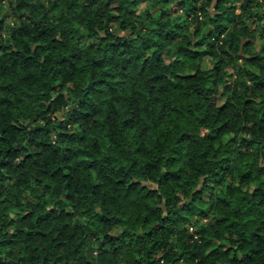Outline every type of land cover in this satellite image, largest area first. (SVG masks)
Returning <instances> with one entry per match:
<instances>
[{
	"label": "trees",
	"instance_id": "16d2710c",
	"mask_svg": "<svg viewBox=\"0 0 264 264\" xmlns=\"http://www.w3.org/2000/svg\"><path fill=\"white\" fill-rule=\"evenodd\" d=\"M7 3L0 264H264V0Z\"/></svg>",
	"mask_w": 264,
	"mask_h": 264
},
{
	"label": "rangeland",
	"instance_id": "374dc122",
	"mask_svg": "<svg viewBox=\"0 0 264 264\" xmlns=\"http://www.w3.org/2000/svg\"><path fill=\"white\" fill-rule=\"evenodd\" d=\"M2 2H3V3L0 5V18H1V17H4L6 23H7V22H11V21H13V18H12V17H11L12 19L9 18L10 13H9V15H8V13H7V16H5V15H6V10L9 11V10L7 9V7H8L7 0H3ZM146 5H147V3H146V2H143V4L141 5V7L146 6ZM4 27H6V26L4 25ZM5 33H6L5 28H3L2 30H0V34H3V35H4ZM261 43H264V39L260 38V37L257 35L256 38H255V41H254V45H253V47H252L253 51L258 50V49L260 48V44H261ZM227 70H228L229 72H231V71H233V68H231V67L229 66V67H227ZM195 218L198 219V217H196V216H195ZM204 220H205V219H203L202 221H204ZM120 231H121L120 228H115V229L112 230V233H113V234H119Z\"/></svg>",
	"mask_w": 264,
	"mask_h": 264
}]
</instances>
